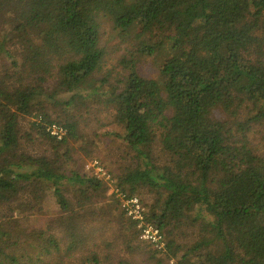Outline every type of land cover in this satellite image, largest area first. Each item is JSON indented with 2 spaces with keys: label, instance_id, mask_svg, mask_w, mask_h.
Masks as SVG:
<instances>
[{
  "label": "trees",
  "instance_id": "1",
  "mask_svg": "<svg viewBox=\"0 0 264 264\" xmlns=\"http://www.w3.org/2000/svg\"><path fill=\"white\" fill-rule=\"evenodd\" d=\"M109 36L126 46L102 71ZM0 60V264H264V0H0ZM111 126L100 165L162 253L82 170Z\"/></svg>",
  "mask_w": 264,
  "mask_h": 264
},
{
  "label": "rangeland",
  "instance_id": "2",
  "mask_svg": "<svg viewBox=\"0 0 264 264\" xmlns=\"http://www.w3.org/2000/svg\"><path fill=\"white\" fill-rule=\"evenodd\" d=\"M104 44L106 45L108 50L111 52V54H110V56L108 58H106L107 61H106V64H105V66H104L102 71H104L107 68L116 67L117 66L118 58L122 57L124 55V50H122V48L124 46H126V44L121 42L118 37L114 38V36L113 37L109 36V37L104 38ZM166 53H167V51L165 50V51L159 53L158 55H156L154 58H143L141 60V62L138 64V66L136 67L138 73L141 74L142 76L147 77V78L156 79L158 77L159 67H160L161 63L164 61V59L167 56ZM2 65H3V62L0 60V76H3L2 72H1L2 71ZM119 70H120L119 68H116L115 72H118ZM57 99H60V100L61 99H67V96L61 95V96H58ZM80 104L84 105L85 103L81 102ZM78 115L80 116L79 118H81L79 120V130H80V132L81 133H83V132H86V133L92 132V130H94L95 126H96V122L94 121V117H87L84 111H81ZM103 116H104L103 114H100L101 118ZM31 121H34V120L32 118H30L29 122H31ZM29 122L26 119V120H24L21 123L23 132H27L28 131ZM108 130H109V133L111 134L108 137L107 136H103L101 134L102 132L100 130H98V133L100 134V137H99L98 143H97V146L99 147L98 156L95 157L94 160H91V161L87 160V161L83 162L82 163V170L93 174V170L90 168L91 163L93 161H97L100 164L101 160L104 158V155L106 153L111 154L109 152V150H111L112 154L114 156H116L117 151L113 150L112 148H114L118 144V142H117V139H115V137L113 136V133L118 132V128H116L114 126H111V127L108 128ZM81 142L82 141H80V143ZM22 144L26 145L27 142L23 141ZM76 145H78V144H76ZM42 149H43V147L41 148V147H39V145H36V146H31L29 148V151L31 153H40ZM77 154H80L81 157L83 156L81 153H77ZM74 157L76 159L75 155H74ZM112 160H115V159H112ZM70 166L73 167V165H70ZM112 169H113V165L112 166L108 165V169L107 170L111 171ZM108 186L109 187H108V190L106 191V195H105L107 198L110 195H113L112 194V186H110L109 184H108ZM107 198L101 200L102 205L108 204L110 202ZM47 208H48V210H51L53 208V206L50 205V207L48 206ZM49 215H50L49 213H46L45 211H43V213L40 214L39 217L30 218V222L36 228L44 227V223L47 221L48 217H50ZM14 218H17L16 215H14ZM138 241L140 242L139 244H141L143 246V248H146V246H148L147 244L141 242L139 240V238H138ZM121 250H120L121 252L119 253L120 256L127 258L128 259V264H132L129 254L124 252L123 249H121ZM139 263H140V261H139Z\"/></svg>",
  "mask_w": 264,
  "mask_h": 264
},
{
  "label": "built area",
  "instance_id": "3",
  "mask_svg": "<svg viewBox=\"0 0 264 264\" xmlns=\"http://www.w3.org/2000/svg\"><path fill=\"white\" fill-rule=\"evenodd\" d=\"M47 132L58 140H61L65 135V131L58 126L48 127ZM90 168L93 170V175L96 178L103 179L110 186L114 183L112 177L97 161H93ZM112 194L115 195L118 200L120 209L125 217L136 223L137 228L140 231L139 240L152 246L157 252H164L166 249L164 237L156 226L145 219L144 211L139 200L135 197L126 198L125 195L120 193L114 187H112Z\"/></svg>",
  "mask_w": 264,
  "mask_h": 264
}]
</instances>
